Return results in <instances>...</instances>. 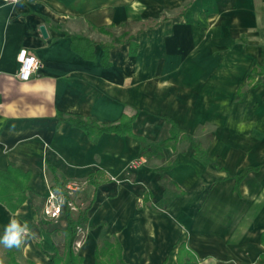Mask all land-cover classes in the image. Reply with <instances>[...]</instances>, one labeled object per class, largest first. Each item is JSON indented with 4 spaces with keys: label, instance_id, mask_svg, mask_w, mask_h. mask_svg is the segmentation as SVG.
<instances>
[{
    "label": "crops",
    "instance_id": "crops-1",
    "mask_svg": "<svg viewBox=\"0 0 264 264\" xmlns=\"http://www.w3.org/2000/svg\"><path fill=\"white\" fill-rule=\"evenodd\" d=\"M72 36L95 42L92 60L73 50ZM113 42L105 66L102 44ZM23 47L41 62L28 82L17 78ZM260 67L264 0H0V171L30 172L34 193L14 214L0 203V236L11 219L40 229L28 227L19 264H49L47 254L64 251L65 214L57 222L43 214L55 185L48 164L61 182L86 184L73 200L89 207L74 245L82 264H116L117 244L124 264H264ZM67 116L133 122L93 142L59 121ZM164 117L200 142L210 162L182 139L163 158L141 157L129 131L164 142ZM168 163L165 187L156 169ZM166 190L176 196L154 210Z\"/></svg>",
    "mask_w": 264,
    "mask_h": 264
},
{
    "label": "trees",
    "instance_id": "trees-1",
    "mask_svg": "<svg viewBox=\"0 0 264 264\" xmlns=\"http://www.w3.org/2000/svg\"><path fill=\"white\" fill-rule=\"evenodd\" d=\"M71 38H72V48L75 52H77L83 58L88 60H92L94 58V54H93V47L95 44L94 41L78 36H72ZM121 38L117 43H124L123 41H121ZM114 45L115 42L110 44H102V47L105 51L102 61L105 66L109 65L108 62L109 51ZM135 46L136 45L133 44V47ZM253 74L254 75L264 74V67L255 68ZM164 119L171 124L170 137L164 142L155 143L145 137L134 135L129 131V134L137 138L140 142L141 157L150 158L152 156H155L157 158H163L164 157L163 149L166 147H173L174 143H176L179 139H182L192 142L195 150L196 158H198L199 160L203 161L206 164L210 162V160L206 156L205 149L203 148L200 142H198L194 137H192L187 132L182 130L173 119L168 117H164ZM59 121L68 122L73 127H78L82 129L93 142H98V140L104 133L116 132L122 134V132L119 131V128L122 126H130L131 123L133 122V119L123 117L121 122L116 126H101L92 119H88V118L84 119L80 116L60 117ZM47 166L55 174V178H54L55 185L53 186L52 190L61 191L63 193L64 185L67 182H61L56 175L57 172L54 169V167H52L49 164ZM172 167L173 164L168 163L165 166L156 169V171L160 173L161 180L164 182L165 187L166 185H168L167 184L168 182H166L167 178L164 172L171 169ZM251 170L252 169H246L244 172H242L237 176L236 188H238L241 180ZM30 176H31L30 172H24L18 168H15L13 165H9L6 171H0V203L5 205L7 209L13 214L16 213L23 206L25 202L30 200L34 194L29 187ZM88 182H93L95 184L94 176L91 175ZM175 196H176L175 194H172L168 192V190H166L164 199L158 202L156 205L152 206V208L157 211L166 209ZM64 198H65V202L63 205L62 213L65 214V218L67 221V226L64 231L65 234L64 251L62 254L59 251H54L52 254H47L46 252V254L48 255L49 264H82V258H80L75 253L74 245L76 239L80 235L79 229L85 231L87 228V222H88L87 211L89 207L87 206L82 208L80 205L75 204L77 209L76 211L78 212V217L77 220H74L72 218L73 210L69 206V202H71L74 199L70 198V196L65 192H64ZM25 222L27 223L30 229L40 231L37 225L34 224L32 221L25 220ZM41 222H45V221H41ZM24 243H22L19 247L6 248L4 252V260L0 264H19V262L17 261L16 253L22 247V245H24ZM105 245L108 246L109 244L105 243ZM39 248L42 249L40 245ZM116 250L118 254L114 258V263L124 264L121 258V246L117 244Z\"/></svg>",
    "mask_w": 264,
    "mask_h": 264
},
{
    "label": "built area",
    "instance_id": "built-area-1",
    "mask_svg": "<svg viewBox=\"0 0 264 264\" xmlns=\"http://www.w3.org/2000/svg\"><path fill=\"white\" fill-rule=\"evenodd\" d=\"M5 4H15L19 0H1ZM17 61L19 64V70L17 78L21 82H28L32 79L41 66V62L38 57L29 52L26 47L20 49ZM85 183L79 181H69L64 185V192L74 199V197L85 188ZM64 192L51 191L43 208V214L46 218L52 221H58L62 212L65 202ZM69 206L72 210H77L74 201L69 202ZM83 230L79 229V234H82Z\"/></svg>",
    "mask_w": 264,
    "mask_h": 264
},
{
    "label": "clouds",
    "instance_id": "clouds-1",
    "mask_svg": "<svg viewBox=\"0 0 264 264\" xmlns=\"http://www.w3.org/2000/svg\"><path fill=\"white\" fill-rule=\"evenodd\" d=\"M29 234L27 223H21L17 219H11L5 226L4 233L0 236V245L6 248L19 247L24 243Z\"/></svg>",
    "mask_w": 264,
    "mask_h": 264
},
{
    "label": "water",
    "instance_id": "water-1",
    "mask_svg": "<svg viewBox=\"0 0 264 264\" xmlns=\"http://www.w3.org/2000/svg\"><path fill=\"white\" fill-rule=\"evenodd\" d=\"M40 31H41L44 38H48V33H47L45 26H41Z\"/></svg>",
    "mask_w": 264,
    "mask_h": 264
},
{
    "label": "rangeland",
    "instance_id": "rangeland-1",
    "mask_svg": "<svg viewBox=\"0 0 264 264\" xmlns=\"http://www.w3.org/2000/svg\"><path fill=\"white\" fill-rule=\"evenodd\" d=\"M136 26H138V25H136ZM222 52H220V51H217V57H221V54ZM73 212H76V210H73ZM62 215V214H61ZM2 258L3 257H1V250H0V261L2 260Z\"/></svg>",
    "mask_w": 264,
    "mask_h": 264
}]
</instances>
